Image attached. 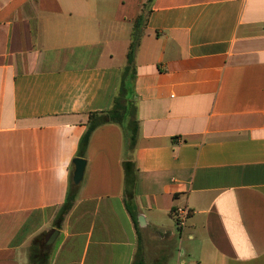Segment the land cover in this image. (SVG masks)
Instances as JSON below:
<instances>
[{"label":"crops","instance_id":"obj_1","mask_svg":"<svg viewBox=\"0 0 264 264\" xmlns=\"http://www.w3.org/2000/svg\"><path fill=\"white\" fill-rule=\"evenodd\" d=\"M145 0H0V264H264V0H154L135 55L139 130L91 134L60 228L78 141L110 107ZM136 167L139 237L123 202ZM186 204L181 229L173 214Z\"/></svg>","mask_w":264,"mask_h":264},{"label":"trees","instance_id":"obj_2","mask_svg":"<svg viewBox=\"0 0 264 264\" xmlns=\"http://www.w3.org/2000/svg\"><path fill=\"white\" fill-rule=\"evenodd\" d=\"M154 0H145L141 12L133 22L130 33V41L126 52L125 64L120 72V79L111 105L103 111L90 112L86 123V129L78 141L76 156L85 158L86 149L92 132L99 126L114 123L122 128L124 138V150L131 152L136 144L139 125L135 117L136 107L133 103V81L136 74L135 55L146 25L147 16L151 10ZM123 169V202L125 208L134 224L137 238L139 237L136 210L134 204V193L136 185V167L132 158L122 162ZM79 192V184L72 181V172L68 179V186L61 205L57 208L52 226L60 228L65 215L74 205ZM47 233L41 232L34 236L27 249L28 264H49L50 245L45 243ZM139 264V262L137 263Z\"/></svg>","mask_w":264,"mask_h":264},{"label":"water","instance_id":"obj_3","mask_svg":"<svg viewBox=\"0 0 264 264\" xmlns=\"http://www.w3.org/2000/svg\"><path fill=\"white\" fill-rule=\"evenodd\" d=\"M72 163L74 166L73 171H72V181L75 185H78L83 178L86 161L84 158L75 157V158H73ZM56 235H57L56 229L50 230L45 236V243L47 245L52 244Z\"/></svg>","mask_w":264,"mask_h":264},{"label":"rangeland","instance_id":"obj_4","mask_svg":"<svg viewBox=\"0 0 264 264\" xmlns=\"http://www.w3.org/2000/svg\"><path fill=\"white\" fill-rule=\"evenodd\" d=\"M173 231H174V236L170 239V241L168 242L167 246H169V259H170V264H175V260L177 259L178 256V252L181 248V245L183 244V237L181 236V234L179 233L178 228L176 227V225L173 223ZM180 229V228H179Z\"/></svg>","mask_w":264,"mask_h":264},{"label":"built area","instance_id":"obj_5","mask_svg":"<svg viewBox=\"0 0 264 264\" xmlns=\"http://www.w3.org/2000/svg\"><path fill=\"white\" fill-rule=\"evenodd\" d=\"M173 214L177 226L181 229L185 226L188 220V217L190 215V208L186 204L179 205L174 209Z\"/></svg>","mask_w":264,"mask_h":264}]
</instances>
